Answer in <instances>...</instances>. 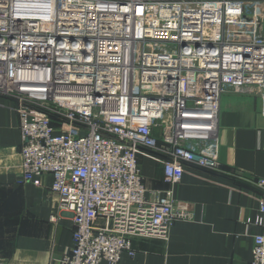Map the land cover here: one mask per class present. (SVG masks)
<instances>
[{
	"label": "built area",
	"instance_id": "1",
	"mask_svg": "<svg viewBox=\"0 0 264 264\" xmlns=\"http://www.w3.org/2000/svg\"><path fill=\"white\" fill-rule=\"evenodd\" d=\"M263 27L264 0H0V96L16 104L20 180L50 176L72 216L60 264H118L134 238L166 240L191 219L172 189L186 167L220 172L226 93L264 103ZM141 151L162 158L160 197L145 189ZM253 224L250 264H264V196Z\"/></svg>",
	"mask_w": 264,
	"mask_h": 264
},
{
	"label": "crops",
	"instance_id": "2",
	"mask_svg": "<svg viewBox=\"0 0 264 264\" xmlns=\"http://www.w3.org/2000/svg\"><path fill=\"white\" fill-rule=\"evenodd\" d=\"M261 96L222 97L220 172L186 167L172 189L191 219L175 222L166 240L134 238L133 256L123 253L118 264H250L253 236L261 231L253 220L264 196L255 185L264 180ZM20 148L16 104L0 96V264H60L72 246V216L58 211L50 176L39 188L20 180ZM137 161L147 193L162 196L170 188L162 158L141 151Z\"/></svg>",
	"mask_w": 264,
	"mask_h": 264
}]
</instances>
